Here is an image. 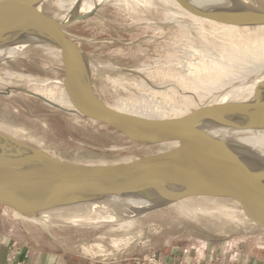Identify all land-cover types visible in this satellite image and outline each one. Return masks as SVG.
<instances>
[{"label": "rangeland", "instance_id": "1", "mask_svg": "<svg viewBox=\"0 0 264 264\" xmlns=\"http://www.w3.org/2000/svg\"><path fill=\"white\" fill-rule=\"evenodd\" d=\"M94 1L49 0L42 8L57 21L88 16L96 8L63 31L89 58L94 91L104 100L179 112L221 102L229 91L246 90L264 73L255 71L264 67V28L191 19L168 0ZM233 1L264 11V0ZM83 2L92 8L84 9ZM13 47H0V87L31 89L25 52L4 59ZM0 132L80 165L125 163L174 147L137 145L16 93L0 96ZM253 153L248 158L261 162ZM91 205L71 207L48 222L0 207V250L10 258L3 264H145L150 258L161 264H224L225 248L242 246L237 237L264 235L230 199H187L127 220L110 219ZM252 242L246 241L244 251L264 258Z\"/></svg>", "mask_w": 264, "mask_h": 264}, {"label": "water", "instance_id": "2", "mask_svg": "<svg viewBox=\"0 0 264 264\" xmlns=\"http://www.w3.org/2000/svg\"><path fill=\"white\" fill-rule=\"evenodd\" d=\"M46 1L0 0V33L7 36H0L6 41L0 47H22L31 67V89L5 84L0 96L16 93L38 100L140 146L174 147L125 163L80 165L0 132V207L20 218L48 222L71 207L105 201L118 207L145 205L136 217L187 199H230L249 224L264 231V164L247 157L250 165L237 143L264 141V78L259 79L264 73L254 80L258 83L252 98L247 91L234 102L205 103L179 112L110 102L95 93L85 52L63 31L96 8L88 16L57 21L42 8ZM168 1L191 19L264 28V11L235 1L200 6ZM76 57L84 70L75 64Z\"/></svg>", "mask_w": 264, "mask_h": 264}, {"label": "bare ground", "instance_id": "3", "mask_svg": "<svg viewBox=\"0 0 264 264\" xmlns=\"http://www.w3.org/2000/svg\"><path fill=\"white\" fill-rule=\"evenodd\" d=\"M99 1L100 0H98V3H99ZM187 1L190 2L193 5H198V6H200V5H226V4H231L233 2V0H187ZM94 2H97V0L94 1ZM91 3H93V2H91ZM82 5H84L83 6L84 9H86V8L88 9L89 7L92 8V6H91L92 4H90L89 7H88V4H86V6H87L86 7L85 6V2H83ZM94 5L96 6L95 3H94ZM0 36L3 39H6V37H7L6 35L1 34V33H0ZM62 48H63V50H65V47L64 46H62ZM22 51H24V49L22 47H20V46H14L12 49H10V51L7 52V55L4 57V59L9 58V56H14V55L21 54L20 52H22ZM86 59H87V62H89V58L86 57ZM79 63H81V61H80V59L78 57H76L75 58V64L78 66ZM79 67H80L81 70H84V68H82L81 65H79ZM262 69H264V67H261L259 69H256L255 71H258V70L260 71ZM257 77L258 76H256V78ZM262 78H264V74L259 79L261 80ZM253 81H252V83L250 82L251 85H248V87H246L247 88L246 90H243L244 86L243 87L241 86V87L236 88V89H234L232 91H229V93L226 94L222 98V101L221 102H230V101H227V100L231 96L232 97L233 96H236L237 98H241V96L243 95V92H247V91H248L249 96L252 97L253 96V90L256 88L257 83H258L257 81H254V82ZM246 85H247V83H246ZM237 143H239L240 150L243 152V154L245 156V159L247 160V162L250 165H252V163L250 162V160H248L247 157L254 156L255 154L253 153V151H256L257 153L260 154V156L262 158L260 163L261 164H264V141L263 140L240 139L239 141H237ZM77 207H79V206H77ZM145 207H146L145 205H130V206L118 207V206H115V205H113L112 203H110L108 201H105L103 203L92 204L90 208L95 209V210H98L103 215H112V217H110V219L116 218L118 220H120V219L123 220V218H124V219L127 220V219L135 216V214H137L140 211H142V209H144ZM69 209H67V210H69ZM67 210H65V211H67ZM62 212H64V211H62ZM118 220H116V221H118ZM79 221L80 220H77L76 222H79Z\"/></svg>", "mask_w": 264, "mask_h": 264}, {"label": "crops", "instance_id": "4", "mask_svg": "<svg viewBox=\"0 0 264 264\" xmlns=\"http://www.w3.org/2000/svg\"><path fill=\"white\" fill-rule=\"evenodd\" d=\"M91 81H92V77H91ZM244 236H239L236 238L237 240H239L237 242H240L241 240L242 243V246H237L235 248L236 250H233L232 247H230L231 246L230 244L225 248L226 251L224 253V259H223L224 264H264V258H261L259 256L252 257L248 252L244 251V245L246 241L249 240V241H253L252 243H254L256 250L264 252V235L255 236V234L252 233L250 235L252 237H246V235ZM1 254L2 253L0 250V264H3L4 262L7 263V261H9L10 259L9 256L6 255L5 257L4 254L3 255Z\"/></svg>", "mask_w": 264, "mask_h": 264}, {"label": "built area", "instance_id": "5", "mask_svg": "<svg viewBox=\"0 0 264 264\" xmlns=\"http://www.w3.org/2000/svg\"><path fill=\"white\" fill-rule=\"evenodd\" d=\"M145 264H161V263L157 262V260L154 259V258H150V259H148V260L145 262Z\"/></svg>", "mask_w": 264, "mask_h": 264}, {"label": "trees", "instance_id": "6", "mask_svg": "<svg viewBox=\"0 0 264 264\" xmlns=\"http://www.w3.org/2000/svg\"><path fill=\"white\" fill-rule=\"evenodd\" d=\"M3 208V207H2Z\"/></svg>", "mask_w": 264, "mask_h": 264}]
</instances>
